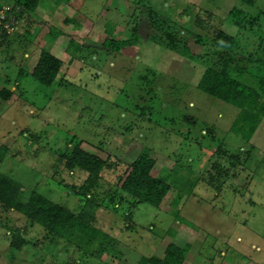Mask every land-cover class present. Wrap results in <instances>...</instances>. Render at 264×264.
<instances>
[{"label":"rangeland","instance_id":"1","mask_svg":"<svg viewBox=\"0 0 264 264\" xmlns=\"http://www.w3.org/2000/svg\"><path fill=\"white\" fill-rule=\"evenodd\" d=\"M19 9L0 44V90H12L0 97V172L19 182L24 201L37 191L92 211L114 240L86 247L50 235L0 201V262L139 264L182 240L183 264H264V117L245 140L232 129L239 108L198 87L208 66L256 85L264 0H42ZM219 30L235 36L231 49L214 42ZM134 32L137 41L119 50L104 42ZM41 50L62 60L51 85L32 74ZM132 144L171 184L159 206L121 187ZM77 147L106 161L98 176L67 167Z\"/></svg>","mask_w":264,"mask_h":264},{"label":"trees","instance_id":"2","mask_svg":"<svg viewBox=\"0 0 264 264\" xmlns=\"http://www.w3.org/2000/svg\"><path fill=\"white\" fill-rule=\"evenodd\" d=\"M14 4V10L20 7L19 14L24 11H33L42 0H10ZM153 24L159 27L162 21L152 14ZM167 27V26H166ZM171 33V27H169ZM8 38V37H7ZM2 41L0 44L7 41ZM139 38L134 34L127 39H113L107 37L104 42L113 49H121L126 44H133ZM173 41V38H170ZM236 39L233 34L219 30L214 37V42L225 49H231ZM264 63V58L261 59ZM62 66V60L54 54L41 50L37 62L33 68V76L43 84L51 85L56 79ZM198 87L202 91L231 103L239 108L233 121L232 129L245 140H250L255 130L264 117V71L256 85H249L230 74L223 68L206 67L202 74ZM12 95L10 88H2L0 97L8 100ZM6 148L0 145V161L5 156ZM129 170L122 178L121 187L140 201L159 206L166 194L171 189V184L160 176L152 174L155 159L149 151L138 148L132 144L123 156ZM66 165L69 168L80 167L91 175L98 176L104 169L106 161L100 156L77 147L66 155ZM211 177V176H210ZM0 201L13 208L33 222L47 229L50 235L62 236L90 247L92 242L103 244L114 239L91 223L92 211L74 213L62 204L55 202L43 194L32 191L27 200L22 199V187L19 182L0 172ZM23 239L12 235L11 245L21 248ZM190 248L189 242H170L163 258L158 256H142L139 264H183ZM0 264H2L0 262Z\"/></svg>","mask_w":264,"mask_h":264},{"label":"built area","instance_id":"3","mask_svg":"<svg viewBox=\"0 0 264 264\" xmlns=\"http://www.w3.org/2000/svg\"><path fill=\"white\" fill-rule=\"evenodd\" d=\"M16 25L14 4L10 0H0V43L14 32Z\"/></svg>","mask_w":264,"mask_h":264}]
</instances>
